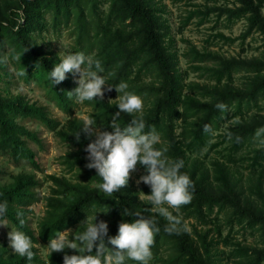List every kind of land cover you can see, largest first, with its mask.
<instances>
[{"label": "trees", "instance_id": "obj_1", "mask_svg": "<svg viewBox=\"0 0 264 264\" xmlns=\"http://www.w3.org/2000/svg\"><path fill=\"white\" fill-rule=\"evenodd\" d=\"M263 8L264 0H233L232 6L189 10L184 25L194 16L204 21L210 12H215L218 20L224 15L229 24L243 18L246 27L240 38L244 40L257 33L263 50L251 58L224 57L190 46L186 52L190 62L187 71L179 66L174 39L162 17L163 5L156 0H0V152L7 153L16 166L27 161L32 167L40 168L35 153L26 143L40 141L34 132L19 123L29 119L55 133L69 146L60 159L66 172L76 177L73 182L64 175L47 176L52 186L44 197L45 212L35 229L28 220V215L33 214L31 206L41 201L34 191L40 184L35 175L20 173L10 183L0 185V202L7 201V212L0 222H9L30 237L35 252V258L27 263L26 258L8 252L0 244V264L40 263L37 244L48 245L57 231L70 229L73 236L82 233L96 212V222L106 221L107 235L115 236L120 222L135 219L123 216L124 209L157 219L160 232L155 236L152 264H264V246L233 242L228 235L221 236L218 216L226 215L230 229L238 225L243 230L258 231L264 244V144L260 142L264 134L256 137L257 130L264 128V105L260 103L264 99ZM17 10H22L25 17L19 26ZM48 26L56 32L70 31L73 53L83 52L101 61L102 75L112 86L111 91H105L102 101L78 103L74 94L70 98L69 92L78 86L72 73H66L67 78L60 84L52 85L49 72L61 59L38 40ZM213 37L233 41L221 32ZM8 62L15 65L17 73L25 68L27 74L18 75L19 78L26 83L35 81L45 89L46 96L68 117L64 123L51 117L45 107L21 94H11L9 81L2 86V70ZM189 72H197L200 81L187 80ZM240 72L245 75L244 81L236 85L234 77ZM121 82L128 84L127 91L142 98L146 131L154 128L160 136L161 142L156 147H167L166 155L170 159L183 160L181 172L194 183L192 201L182 206L179 213L173 211L186 226L179 235L165 232L167 220L153 212V205L146 197L140 198L150 194V186H133L129 180L125 189L112 196L100 190L97 185L102 183L101 178L95 169L86 167L85 149L96 136L83 131L79 141L74 136L84 119L71 116L80 106L90 109L87 117L95 119L100 131H113L110 120L117 111L115 97L121 95L115 87ZM218 103H225L229 111L222 114L215 107ZM138 115L121 113L118 123L126 126ZM231 119L234 124L226 132L221 131ZM205 124L211 126L210 133L203 131ZM228 132L232 133V139L228 138ZM246 148L243 155L236 156ZM212 151L215 156L208 159ZM238 166L247 170L244 178L237 176ZM137 169L142 175L147 174L139 163ZM108 209L106 214L98 212ZM20 219L25 221L23 226ZM186 219L194 220L190 229ZM220 243L229 250L219 248ZM105 244L114 247L107 237ZM166 245L171 252L164 258L160 250ZM65 254L77 253L72 249L54 252L48 258L49 264H63Z\"/></svg>", "mask_w": 264, "mask_h": 264}, {"label": "clouds", "instance_id": "obj_2", "mask_svg": "<svg viewBox=\"0 0 264 264\" xmlns=\"http://www.w3.org/2000/svg\"><path fill=\"white\" fill-rule=\"evenodd\" d=\"M24 20L22 10H17V25H21ZM16 30L18 31L19 27ZM27 50L26 48L23 53ZM20 58L21 55L18 59ZM103 71L104 68L99 59L86 56L83 52H70L53 66L49 72V79L54 86L67 78L66 73H78V86L69 92L70 98L74 94L78 103L102 101L105 91L112 90V86L107 84L102 75ZM26 74L25 68L18 73L19 76ZM127 89L128 84L125 82L115 87V91L121 95L116 105L117 111L110 120L112 132L100 131L95 119L89 116L84 118L82 126L74 136L79 141L81 131L89 136L96 135L95 141L88 143L85 149L88 160L86 167L96 170V175L102 180L97 187L108 196L125 189L131 173L137 169V164L142 165L147 174L140 176L137 183L142 181L150 186L151 192L145 196L153 205V212L167 220L164 231L179 235L182 230H186V226L182 225L181 216L174 215L172 210L179 213L182 206L192 201L194 183L186 173L181 172L183 160H172L166 155L167 147H156L161 142L160 136L154 128L146 131L148 126L143 118L144 102L140 96ZM215 107L222 114L229 111L225 103H218ZM121 113L139 115L126 126H121L118 123ZM203 131L210 133L211 126L205 124ZM262 134H264V128L257 130L256 137L261 138ZM227 136L232 139L231 132H228ZM236 139L238 142L239 138ZM260 142L264 144V139H260ZM108 211L109 209L98 212L106 214ZM6 212L7 201L0 202V217H3ZM96 213L92 222L87 223L86 230L82 233L73 236L70 229L57 231L55 238L49 240L47 252L42 254L39 249L41 260L38 264H49L48 258L52 253H61L65 249L75 250L77 254H65L63 264H126L127 261L149 264L153 256L155 236L160 232L155 216L146 217L140 212L132 213L124 209L123 216H134L135 219L131 222H120L118 233L115 236H108L107 222L104 220L96 222ZM18 215L21 214L18 213ZM19 223L23 226L25 221L20 219ZM0 225H7V223L0 222ZM105 237L108 243L114 246L113 248L106 246ZM8 239L11 250L20 257L26 258L27 263H31L35 258L31 238L22 231L11 230L8 233Z\"/></svg>", "mask_w": 264, "mask_h": 264}, {"label": "rangeland", "instance_id": "obj_3", "mask_svg": "<svg viewBox=\"0 0 264 264\" xmlns=\"http://www.w3.org/2000/svg\"><path fill=\"white\" fill-rule=\"evenodd\" d=\"M156 1L159 5H163L164 12L162 17L166 20L170 36L174 39V48H176L178 52L179 66L184 70H190V62L188 60V55L186 54L190 46H194L200 51L207 49L224 57L233 56L251 58L258 56L263 50L261 37L257 33L250 34L244 40L240 38V35L246 27V22L243 18L235 20L229 24L224 15L218 20L216 18V13L210 12L208 19H205L204 21H200V16H194L186 25L182 24L189 10H205L206 6L213 5L232 6L233 0H190L188 2L189 5L186 3L187 0ZM102 9L105 10L106 6L102 7ZM262 11L264 13V8ZM47 20L48 22H51L50 15H47ZM217 32H221L225 37H228L233 41L214 38L213 35ZM38 40L40 43L46 44L45 46L47 49L55 53L60 59H63V57L70 52L73 53L72 46L74 45V40L68 30L62 29L61 32H56L52 26H48V30L42 33ZM71 75L75 76L77 83L79 74L72 73ZM2 76L4 78L2 86L6 85V81H9L10 84L8 85V88L11 94H21L30 102H35L37 105L45 107L51 117L60 120L62 123L68 119L55 102L46 96L45 89L42 86L35 81H29L26 83L22 78L18 77L15 65L12 62H8L3 68ZM244 77L245 75H243L242 72L237 73L234 77L235 84H242ZM187 80L200 81V78L197 72H189V74L187 73ZM115 98L118 99L119 96H116ZM260 103L264 105V99ZM89 111L90 109L88 107L80 106L79 108H76L71 117L75 116L84 119L87 117ZM19 123L24 124L29 131L34 132L37 139L40 141V143L32 140L26 141L28 148L35 153V159L40 168L36 169L35 167H32L27 161H21L20 164L16 166L13 164L7 153L0 152V185H3V183H10L13 180V177L20 173L35 175V179H37L40 184L34 189V191L38 194L37 196H39L41 201L31 206L33 214L28 215V220L31 221L32 228L35 229L38 219L41 218L45 212L44 197L49 194L52 186V182L47 176L51 174L57 176L64 175L73 182L76 181V177L73 173H67L65 166L61 163L60 156L69 149V146H67L65 142H62L55 133L46 130L32 120L25 119L19 121ZM233 124L234 119L227 121L222 126L221 131L226 132ZM246 150L247 148L242 149L236 156L243 155ZM214 156L215 153L212 151L209 153L208 159H212ZM238 170L240 172L237 176H243L244 178L247 174V170L243 169L241 166H238ZM140 176H142L140 169H136L135 172L131 173L129 180L133 183V186L140 187L146 185L142 181L137 183ZM80 181H86V179H80ZM92 184L95 186L94 181ZM145 197L146 196L144 195H140V198ZM218 216L221 224V236L228 235L229 240L233 242L240 241L241 243L257 247L264 246L258 231L250 229L243 230L238 225H233L230 229V226L228 224L226 225V215L221 213ZM186 220L188 228L190 229V224L191 222L193 223L194 220ZM2 223H7V225H0V244H2L8 252H13L9 247L8 233L11 230L15 231L17 229L9 222L3 221ZM36 246L40 248L42 254L47 252V245L42 246L37 244ZM219 248L224 249L225 252L229 250L228 247H223L222 243L219 244ZM170 252L171 249L169 246H163L160 250V256L165 258ZM225 255L226 254H223V256ZM149 264H152V260Z\"/></svg>", "mask_w": 264, "mask_h": 264}]
</instances>
